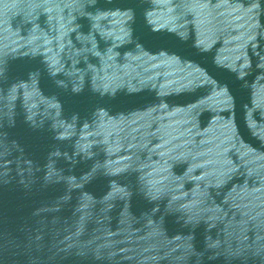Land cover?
<instances>
[{"label":"water","instance_id":"1","mask_svg":"<svg viewBox=\"0 0 264 264\" xmlns=\"http://www.w3.org/2000/svg\"><path fill=\"white\" fill-rule=\"evenodd\" d=\"M0 264H264V0H0Z\"/></svg>","mask_w":264,"mask_h":264}]
</instances>
